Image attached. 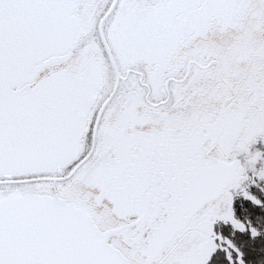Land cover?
<instances>
[{"label":"snow or ice","instance_id":"snow-or-ice-1","mask_svg":"<svg viewBox=\"0 0 264 264\" xmlns=\"http://www.w3.org/2000/svg\"><path fill=\"white\" fill-rule=\"evenodd\" d=\"M0 264H264V0H0Z\"/></svg>","mask_w":264,"mask_h":264}]
</instances>
